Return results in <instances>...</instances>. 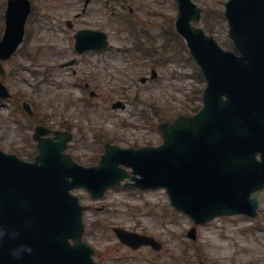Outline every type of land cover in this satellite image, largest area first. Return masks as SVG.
Here are the masks:
<instances>
[{"label": "rangeland", "instance_id": "374dc122", "mask_svg": "<svg viewBox=\"0 0 264 264\" xmlns=\"http://www.w3.org/2000/svg\"><path fill=\"white\" fill-rule=\"evenodd\" d=\"M193 1L205 10L204 21L213 27L209 33L224 48L233 50L227 24L217 13L225 0ZM5 2L0 0V25ZM32 3L24 39L3 66L4 82L17 101L30 103L35 118L28 121L21 110L12 109V103L0 106V148L4 151L31 160L30 151L36 153V148L33 144L26 148L22 136L26 133L30 139L32 125L21 131L17 124L20 119L43 122L57 129L69 127L73 138L68 150L79 163L88 165L97 162L106 141L134 147L159 144L158 122L192 113L199 105L194 92L202 84L201 75L182 39L173 37L167 50H161L166 44L165 30L177 13L175 0H89L85 6L84 0ZM127 19L147 24V38L141 39L146 43L145 54L135 51L136 40ZM79 28L104 31L109 45L76 52L73 35ZM71 59L73 64L61 65ZM152 68L155 78H150ZM142 76L147 80L141 82ZM115 101L124 106L112 108ZM74 193L81 203L92 205L83 214L84 239L94 250L96 264H197L200 260L207 264H264V188L257 193L254 218L217 217L197 225L194 240L186 236L192 220L170 206L163 189L119 185L95 200L83 189ZM114 226L151 235L161 246L159 250L150 246L132 250L118 240Z\"/></svg>", "mask_w": 264, "mask_h": 264}, {"label": "water", "instance_id": "95a60500", "mask_svg": "<svg viewBox=\"0 0 264 264\" xmlns=\"http://www.w3.org/2000/svg\"><path fill=\"white\" fill-rule=\"evenodd\" d=\"M194 7L181 0L175 25L207 80L203 107L193 116L160 124L161 145L124 149L106 144L95 167L77 165L63 153L68 139L63 133L57 134V142L40 139L32 163L0 150V264H32L30 258L40 259V252L46 264H94L81 241L85 206L70 190L83 186L92 197L101 196L128 176L121 164L139 174L128 185L165 187L171 203L195 222L219 214H255L253 193L264 186V0L226 3L228 33L239 55L223 51L212 37L189 25L198 19ZM28 12L26 1H11L0 58L8 57L22 39ZM102 43L99 33L77 35L80 50ZM0 95H7L1 84ZM117 234L135 246L151 241ZM13 249L20 256L12 255Z\"/></svg>", "mask_w": 264, "mask_h": 264}, {"label": "clouds", "instance_id": "9594fccd", "mask_svg": "<svg viewBox=\"0 0 264 264\" xmlns=\"http://www.w3.org/2000/svg\"><path fill=\"white\" fill-rule=\"evenodd\" d=\"M11 251V253H12V255H14V256H20V253L18 252V251H16V250H10ZM27 251L28 252H30L31 251V248L29 247L28 249H27Z\"/></svg>", "mask_w": 264, "mask_h": 264}]
</instances>
